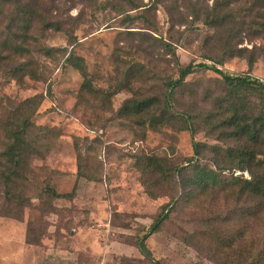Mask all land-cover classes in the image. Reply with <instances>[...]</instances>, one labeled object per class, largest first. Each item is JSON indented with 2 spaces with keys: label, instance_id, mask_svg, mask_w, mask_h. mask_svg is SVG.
<instances>
[{
  "label": "rangeland",
  "instance_id": "1",
  "mask_svg": "<svg viewBox=\"0 0 264 264\" xmlns=\"http://www.w3.org/2000/svg\"><path fill=\"white\" fill-rule=\"evenodd\" d=\"M215 1L0 0V124L36 96L30 143L41 145L6 180L0 127V264H246L264 253V209L228 189L232 173L249 172L227 153L249 146L262 157L264 132L263 146L239 138L229 117L231 107L264 117V93L235 92L202 69L164 106V80L189 63L264 81V0H230L233 17L210 26ZM146 98L156 112L143 124L122 111ZM194 143L225 189L194 184ZM164 205L146 239L154 263L137 242ZM231 235L222 253L245 244L252 253L224 258L213 241Z\"/></svg>",
  "mask_w": 264,
  "mask_h": 264
},
{
  "label": "trees",
  "instance_id": "2",
  "mask_svg": "<svg viewBox=\"0 0 264 264\" xmlns=\"http://www.w3.org/2000/svg\"><path fill=\"white\" fill-rule=\"evenodd\" d=\"M231 1L230 0H216L214 4L211 6L210 9H207L205 12V18L204 22L209 24L210 26H217L222 24L223 22L227 21V19H231L233 17V13L230 10ZM193 15V13H192ZM194 16V15H193ZM195 19V17H194ZM264 28V23L261 25ZM22 50V49H21ZM16 52V50H15ZM73 57V54L68 55L67 59ZM76 61L74 63H77L78 65H81V62H79L78 57H75ZM218 62L222 63V60H219ZM199 68V69H198ZM202 69H212L216 72L220 73L223 77V79L227 82L229 86L233 88L235 92H241V91H247V90H255L260 91L264 93V81H260L256 78H252L249 75H236V76H230L225 73H222L216 67L213 65H208L206 63H200L198 65H193L192 63L187 64L183 68L179 69L178 76L176 79H166L165 81V94H164V106L165 108H171V97L173 95V91L181 86L185 80V77L196 70H202ZM83 88H87L91 92L97 91L95 87L91 85L90 82L86 81V83L83 84ZM40 100L36 101V96L25 98L23 101L19 103L18 111H19V117L18 120L14 121H4L0 124L1 131L3 133V150L2 155L3 159L7 162V173L5 176L6 180H12L14 176H19L21 172V168L23 167V158L22 154L28 149L33 148V152H36L37 150V139L35 140L36 143L32 147L30 143V138L33 135L34 129H36V125L32 122L31 116L32 114L37 110V106L39 105ZM153 103L150 98L141 99V100H128L122 107V111L128 112L133 111L138 114V116H141L142 119L140 120V124H143L148 120L149 118H153V114L156 112L155 109L152 108ZM26 110L27 111L26 113ZM230 110L232 111L230 117H229V124L235 127V134L237 137L241 138L243 136H248L249 139H251L253 142H259L260 146H263L262 143H264V140H261V142L258 140V138L261 136V134L264 132V117H261L262 115H258L257 117L249 118L248 115L244 113L242 109H237L235 107H231ZM239 111H241L239 113ZM143 115H139L142 114ZM183 115V114H181ZM186 116V115H184ZM43 145V144H42ZM38 146H41L38 144ZM238 154L235 155L234 151L227 152L228 157H235L237 159L238 168L244 169L246 168L249 172V178H245L243 176V173L231 174V181L230 184L232 185L230 188H237V194L240 196L246 197L248 200L254 202L260 210L264 209V151L259 152L262 154V157L258 156V152L249 146H242L237 148ZM194 167H195V182L194 184L200 188L201 190H207L209 188H226L227 183L222 181L220 174L213 169V168H206L202 167L199 164L198 156H199V148L198 143H194ZM22 166V167H21ZM255 167V170H254ZM43 191V189H42ZM44 192H47L50 194L52 198H57L61 196L59 193H57L52 186H50L48 183L44 187ZM69 193H64L63 195H68ZM150 194L153 196H156V193L150 191ZM41 195V193H39ZM166 208L167 205H164L162 207V210L157 214L156 218L152 222L151 226L149 227V230L144 234L142 238H140L137 242V248L141 252L144 257L152 260L154 263H158L159 261L153 260V257L151 255L148 243L146 241L147 237L158 231L161 227L162 223L166 220L167 214H166ZM243 234V233H242ZM242 234L240 233L239 236L242 237ZM235 237L232 235L230 237H227L224 241H219L221 239H215L216 243L213 241V244H215L216 249H221V253L223 252V246L226 245H232L236 242ZM226 242V243H225ZM242 248L240 250L236 249L234 251L222 253L224 258H235L238 256H242L243 253L251 254L250 248L245 245H241ZM249 256V255H248ZM248 258V257H247ZM244 260L246 264H264V253L262 252L258 253V257H253L254 259L252 261L248 262V259Z\"/></svg>",
  "mask_w": 264,
  "mask_h": 264
}]
</instances>
